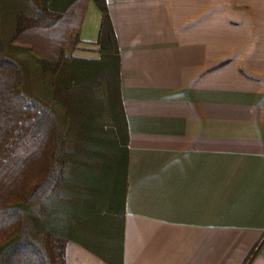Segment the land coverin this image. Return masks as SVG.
<instances>
[{"label":"crops","instance_id":"crops-1","mask_svg":"<svg viewBox=\"0 0 264 264\" xmlns=\"http://www.w3.org/2000/svg\"><path fill=\"white\" fill-rule=\"evenodd\" d=\"M104 1L127 131L120 216L109 229L89 219L65 264H264V0ZM40 2L61 18L21 38L74 35L75 52L97 55L74 56L99 59L93 0ZM6 3L0 17L14 18ZM109 181L87 206L106 205Z\"/></svg>","mask_w":264,"mask_h":264},{"label":"trees","instance_id":"trees-1","mask_svg":"<svg viewBox=\"0 0 264 264\" xmlns=\"http://www.w3.org/2000/svg\"><path fill=\"white\" fill-rule=\"evenodd\" d=\"M93 2L101 13L99 59L74 56L75 36L55 57L38 59L34 78L17 58L0 54V264H65L66 243L87 235L89 219L109 229L120 216L115 192L125 175L127 131L118 51L105 1ZM39 6H18L9 18V50L21 49L23 33L61 18ZM105 172L108 202L101 206L95 196L97 206H87L89 187Z\"/></svg>","mask_w":264,"mask_h":264},{"label":"rangeland","instance_id":"rangeland-1","mask_svg":"<svg viewBox=\"0 0 264 264\" xmlns=\"http://www.w3.org/2000/svg\"><path fill=\"white\" fill-rule=\"evenodd\" d=\"M6 2H7L6 5L10 9L11 7L9 6H12L13 4H18V6L19 5L26 6L25 10L29 12L32 11L31 8L33 6H38L39 4L40 5L39 7H41L42 5L40 0H6ZM1 15L2 14H0V16ZM12 31H13V28L11 27L9 18L0 17V49H3V50H0V54L9 55L10 57L17 58L19 61H21V64L24 70H27V72L30 73V76H34V78L36 77L35 76L36 72L39 71L37 67L38 59L50 60L51 58L55 57V54H57L60 49L67 47V45L64 44L63 41L58 43L57 42L58 37L55 36L51 31H48V34L44 35L48 41V43H46L45 45L38 46V44L36 43V41H39L37 36L36 37L33 36L32 38L26 39L27 35H24L21 38L24 42L20 40V44L25 45L27 48L21 46V49H18V50L10 49L9 50L8 46H5L4 42L8 40L7 38L8 36L11 35ZM74 37L75 36L73 35V36H70L69 38L74 39ZM73 54L86 56V57L87 56L88 57L97 56L95 52L92 53L89 50L87 51L81 50L79 52H75L74 50ZM87 60H93V59H87Z\"/></svg>","mask_w":264,"mask_h":264}]
</instances>
